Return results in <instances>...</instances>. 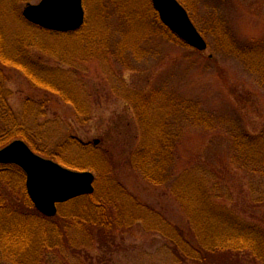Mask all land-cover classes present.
Listing matches in <instances>:
<instances>
[{"label": "rangeland", "instance_id": "1", "mask_svg": "<svg viewBox=\"0 0 264 264\" xmlns=\"http://www.w3.org/2000/svg\"><path fill=\"white\" fill-rule=\"evenodd\" d=\"M42 1L0 0L5 46L35 35L64 56L31 51L51 74L42 83L8 70V104L36 155L92 173L95 192L118 204L111 234L92 241L72 230L83 246L65 252L69 263L174 264L175 226L187 224L198 182L216 209L264 232V0H178L207 42L204 52L171 34L152 0H83L85 25L72 38L23 19ZM48 82L68 84L66 95L42 92ZM163 128L178 144L168 180L155 185L130 162ZM72 202L59 212L73 210Z\"/></svg>", "mask_w": 264, "mask_h": 264}, {"label": "trees", "instance_id": "2", "mask_svg": "<svg viewBox=\"0 0 264 264\" xmlns=\"http://www.w3.org/2000/svg\"><path fill=\"white\" fill-rule=\"evenodd\" d=\"M30 30L36 32L34 28ZM41 30L44 34L53 33ZM79 32L55 34L72 38V34ZM13 41L14 46L7 47V36L0 29V44H4L0 46V149L17 140L31 144L27 128L20 126L18 117L8 104L9 95L3 87L8 78L7 71L24 73L27 78L32 76L42 83L51 74L30 55L31 51L38 49L64 59L63 54H56L52 46L41 45L35 35H18ZM67 86L48 82L41 90L62 96L66 95ZM63 97L65 102L71 103L68 97ZM174 137L173 133L165 131L155 143H145L144 150L137 156L138 161L130 162L146 181L163 185L168 180L172 169L170 153L178 144ZM157 157L161 159L160 165L156 162ZM25 178L23 171L16 166H0V264H54L55 257H61L62 264H70L65 252L74 253L83 246L73 237L72 230L90 233L92 241H96L98 236L103 238L111 234L112 228L109 227L114 221L111 222L110 218H116L114 213L118 205L114 195L103 200L95 192L74 200L71 203H74L73 210L59 212L56 218L49 219L40 214L29 199ZM193 189L195 191L190 193L193 198L188 200L190 216L187 224L175 226L180 241L174 248V264H264V232L248 228L233 214L216 209L213 193L203 183L198 182Z\"/></svg>", "mask_w": 264, "mask_h": 264}, {"label": "water", "instance_id": "3", "mask_svg": "<svg viewBox=\"0 0 264 264\" xmlns=\"http://www.w3.org/2000/svg\"><path fill=\"white\" fill-rule=\"evenodd\" d=\"M161 22L189 47L204 52L208 45L177 0H152ZM23 16L34 26L58 33L80 30L85 23L83 0H43L29 5ZM0 165H16L27 176L26 188L36 209L47 217L58 214V205L91 196L95 176L74 172L36 155L23 141L0 151Z\"/></svg>", "mask_w": 264, "mask_h": 264}]
</instances>
